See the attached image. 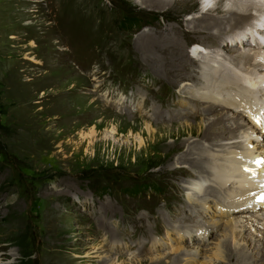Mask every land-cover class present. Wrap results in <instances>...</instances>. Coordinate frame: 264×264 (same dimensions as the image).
Returning <instances> with one entry per match:
<instances>
[{
    "label": "rangeland",
    "instance_id": "374dc122",
    "mask_svg": "<svg viewBox=\"0 0 264 264\" xmlns=\"http://www.w3.org/2000/svg\"><path fill=\"white\" fill-rule=\"evenodd\" d=\"M218 1L210 0L212 5ZM201 7L157 9L141 0H0V264H105L106 234L124 244L109 252L119 258L116 264H130L123 258L134 264H235L256 251L254 244L263 236L257 228L262 229L264 207L242 214L236 223L239 238L224 239V257L216 259L213 250L220 239L224 241L232 216L213 208L199 212L213 197L200 201V206L189 200L188 195L195 197L189 183L196 179L194 168L187 162L189 167L177 172L178 160L171 158L186 154L204 138L202 130H194V139L184 144L192 134L176 131L180 123L204 124V130L209 117L238 116L244 125L237 133L240 137L222 142L223 148L208 142L200 147H214L218 157L227 153L226 144L238 148L244 139L250 143L258 138L264 146V129L249 123L245 108L230 109L221 103L224 106L207 112L206 105L222 100H203L202 83L185 78L173 82L170 70L145 65L137 47L145 32L159 35L163 32L159 27L165 26L181 29L179 21L192 20ZM248 21L254 37L258 27ZM189 25L183 31H189ZM196 40L199 36L191 35L186 44L191 56L213 54L209 57L237 72L233 64L244 66L254 49L264 50L261 44L243 52L242 46L254 44L246 39L242 46L222 45L240 54L241 61L233 60L231 66L223 59L228 51L215 52L218 40L207 51ZM201 67L196 69L202 72ZM197 95L203 101L199 107ZM221 189L213 195L228 197L227 189ZM198 212L197 221H190ZM184 216L188 220H182ZM205 225L213 228L206 236L199 234V241L182 238V230ZM190 251L198 253L187 254ZM254 260L248 264H264V255L256 254Z\"/></svg>",
    "mask_w": 264,
    "mask_h": 264
},
{
    "label": "bare ground",
    "instance_id": "6f19581e",
    "mask_svg": "<svg viewBox=\"0 0 264 264\" xmlns=\"http://www.w3.org/2000/svg\"><path fill=\"white\" fill-rule=\"evenodd\" d=\"M224 1L226 2L224 3ZM261 1L264 0H219L215 4L209 5L206 4L205 0H202L201 3L198 0H141V3H143V5L146 4V6L148 7H152V8L156 7L157 9L162 7L165 9L167 7L173 8V7L181 6L186 9L195 10V7L198 6V4L202 5L201 11H197L199 12L198 15H194L197 12H194L192 14L194 15V17H192V20H189L188 18L179 21L182 26L181 29L173 28L172 26L171 27L165 26V27H159L163 29L162 34L153 35L154 33L152 32H145L143 34V36L139 39L137 43V47L144 56L143 58L144 64L149 67L152 66L155 70L156 69L161 70L162 72L165 73H167L170 70L171 72H173V76H174L173 82L179 80L182 81L185 78V80L190 81L194 84L202 83L203 85L202 89L204 90L199 92L201 95V99L204 100L211 98L213 100L214 98L218 101L222 100V102H219L218 104L214 103L212 105L209 104L210 106L206 105L207 112L212 110L214 108L213 106H216V108L217 106H221L222 105L221 103L225 104V106H228L230 109L236 108L235 110L242 109L243 111V108H245L246 117L248 118L249 123L253 125V127H255L256 125L253 124L254 121H256L258 118L264 120V50L263 48L262 49L259 48L260 49L259 53L256 52L258 51L257 49H254L256 50L254 54H252L251 58L249 56L250 63L248 60H246V62L247 61L248 62L241 67L240 65L233 64L240 70V72L239 71L237 72L235 71V69L227 66L226 62H224L223 60L209 57V56H213V54L212 55L206 54L208 55L209 58L204 55L203 56L200 55L201 58H196L194 56H191L189 54V50L186 49L187 46L186 44L190 40L191 35H197L199 36L200 40L199 41L196 40V41L200 44H203L202 50L207 51L209 50L208 46L214 45L213 41L218 40V45L215 46V52L217 53L219 49L222 51L226 50L229 52L228 56L223 58L224 60L228 59L230 64L233 60L240 59L241 58L240 54L235 53L236 49L235 48L232 49L231 47H234V45H237L239 43L241 45V43L245 41L243 39H246V41L254 44H250L251 46H248V44L247 45L244 44L245 47L241 45L242 51L243 49L245 50L247 48H249V50L250 49L252 50V47H254V45H256L255 47L261 46V44L259 43L260 41H258L256 37H253L252 35L253 32L249 33L248 31L249 25L247 26V24H249L248 20L251 19L254 22V24L258 26L260 22H263L261 21L262 18L260 16H257L253 11L252 12L242 11L243 9L248 10L250 6L255 7L258 11H260L261 7H259V4ZM262 14L263 13H260L259 15ZM185 24L186 25L190 24L189 25L190 29L188 28L189 31L187 32L183 31L185 30L183 27ZM255 33L259 36V38H262L264 43V26L258 27V30ZM181 36L183 37V39H185V43L182 41ZM226 44H228L227 46L231 45L230 49L229 47L224 48V46H222ZM197 46L200 47L201 45L197 44ZM231 50H233V52ZM198 53L202 54V51L198 50ZM258 60L261 62L258 63L257 62ZM197 65H202L203 67L201 68L204 69V71L201 70L202 72H199V70L196 69ZM165 76H167V74ZM167 77L169 78V76ZM207 77H210V80ZM214 80L216 81L215 85L213 83ZM224 80H227L228 82H225ZM136 97H134L133 99H136ZM201 99H199L198 95L195 97V100L197 101ZM224 99L226 102H223ZM197 101L195 103L196 106L199 107L200 103L203 101L202 100L199 102ZM123 102L119 103L118 105L119 107H117L118 110L121 109L120 105H122ZM193 113L195 114V117H198L200 111L196 110ZM195 120L197 121L198 119ZM144 122L147 124L148 127L153 125L152 122H148V121H144ZM203 125L204 124L194 125V123L191 122H184L178 124L176 131H183L184 133L189 131L192 134V137L187 138V140L184 139L185 140L184 144L189 143L192 139H194L193 138L194 130H198V131L202 130V133H204V138L201 139L202 141L192 144V147L190 146L189 150L186 151V154H183L178 158L176 157V159L171 158V160H176V161L178 160L177 163L179 164H175V171L178 170L177 168H183V167L186 168V166L188 165L184 163L187 162L190 163L189 164L190 167L194 168L193 176H196V179L195 180L193 179L194 182L192 183L189 182L191 185L190 189L192 190V192L191 191L190 192L191 194L193 193V196H195L192 199L188 195L189 200L193 201V203L195 204L197 203V205L200 206L199 204L200 201H206L205 200L206 197H213L210 201H207L208 204L206 205V208H204L205 206L203 205L201 211L199 212H204V210L211 211V208H213L215 209L214 211L217 210L220 211V214L222 215L228 217L232 216V218H230V225L228 224L230 227L229 232L224 234L225 237L223 238V240L228 238V236H232V239L236 241V239L239 238L238 236L241 234V230H238V227L240 225H236V223L238 224V222H241L242 214L248 212L247 210L249 209L252 210L253 208H257L259 206L264 207V200H261V197H264V146H261L259 144L258 138L255 140L249 138L252 139L250 143H246L245 142L246 139H244L240 141L241 144L242 143L243 144L238 148L233 147L231 144L230 146L226 144L228 147V151L226 150L227 153L226 154L224 153L222 157L220 156L218 157L217 154L218 151L214 149V147L223 148L225 145L224 144L225 141L227 142V140L240 137L237 135V133L244 128V125L241 124V121L238 116H234L231 114L230 115L219 114L212 118L209 117L205 125L207 126V128L204 130L202 128ZM170 126H174V125L167 124V128H169ZM256 127L259 128L258 126ZM169 131L172 130L169 129ZM256 140L258 141L257 145H253L254 141ZM204 142H208L211 145H213L214 146L213 149L210 150L206 147H204L205 149L200 148L203 146ZM254 165H258V167L257 166L254 167ZM207 167H209V169ZM207 172H210V175L204 174ZM209 180H212L211 183L213 184L207 182ZM205 182L207 184H205ZM186 188L188 187L186 186ZM221 188L227 189L226 190L227 192L225 194L228 195V197L225 196L224 199H222L220 197H217L218 194L217 196L213 195V193L215 192L221 193L222 192ZM254 189H258L259 192L249 193ZM202 191H206V193L204 194L202 193ZM196 193L198 194L202 193V194L200 196L199 195L196 196L195 195ZM237 196H239L240 199L237 198L235 199V197ZM193 207L194 206L192 205V208ZM241 209H244L243 213L235 214L237 211ZM263 218H261V220ZM261 220L258 223H261ZM216 224L217 223L213 225ZM251 224H252L251 226H255L254 220ZM261 224H262V229L261 227L257 228L258 233L263 232L261 241L260 239H258L256 240V244H254L253 234L249 235V239L252 240L250 244L255 245L254 248L256 249V251H252L250 255L244 254L243 256H241L242 260L237 259L238 264H248L253 262L256 263V261L254 260V255L255 257L256 254H258V256L259 254H261L262 256L264 255V223ZM213 225L212 226L205 225L204 227L195 229L196 231L190 229L182 230L181 232L187 235L186 237L185 235L182 236L186 238V240L191 239L192 241H199L200 238H202L200 237V235L206 236L207 233L212 230ZM245 226L246 225L244 224V227ZM251 226L248 225V228L250 229ZM108 235L109 234L105 235L106 236L105 238L108 240V244L106 243L107 244L106 249L108 250V253L107 255H105V257L106 256L107 257L104 258L102 262L105 264H116V261L117 260L119 261V258L115 256L114 257L111 256L109 252L114 250L115 251L120 250V248L122 249V246H124V244L121 243L119 239L115 240L111 234L110 236ZM220 240L216 244L217 245L216 248L213 250V254L216 259H223L224 257L223 251L224 248L227 247V243H226L227 240L226 241L224 240L223 242ZM156 245L158 244H155V246ZM235 249L236 247L230 249L231 253H235ZM196 253H198V251L197 252L190 251L187 254L194 255ZM232 255H236V254H231L229 256L232 257ZM185 256H186L185 258L188 257L187 255ZM123 260L125 263H130V264H134L136 262L133 259L123 258ZM182 260L184 261L185 259ZM237 261H235L234 263L237 264ZM174 262L176 263L175 260L172 263ZM176 264H181V263L179 262Z\"/></svg>",
    "mask_w": 264,
    "mask_h": 264
},
{
    "label": "snow or ice",
    "instance_id": "6c2138e0",
    "mask_svg": "<svg viewBox=\"0 0 264 264\" xmlns=\"http://www.w3.org/2000/svg\"><path fill=\"white\" fill-rule=\"evenodd\" d=\"M261 200H264V197H261Z\"/></svg>",
    "mask_w": 264,
    "mask_h": 264
}]
</instances>
